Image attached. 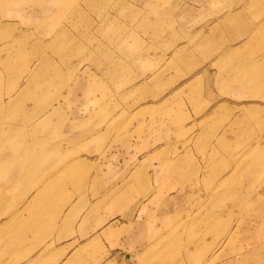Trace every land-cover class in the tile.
<instances>
[{"label":"rangeland","instance_id":"rangeland-1","mask_svg":"<svg viewBox=\"0 0 264 264\" xmlns=\"http://www.w3.org/2000/svg\"><path fill=\"white\" fill-rule=\"evenodd\" d=\"M0 120V264H264V0H0Z\"/></svg>","mask_w":264,"mask_h":264},{"label":"crops","instance_id":"crops-1","mask_svg":"<svg viewBox=\"0 0 264 264\" xmlns=\"http://www.w3.org/2000/svg\"><path fill=\"white\" fill-rule=\"evenodd\" d=\"M87 217L88 216L85 214H79V213H74V212H70L68 214V217H65L66 226L71 227V229H72V227L73 228L75 227L76 230L79 229V233H78V235L75 236V238L66 237V239H68V241H66L64 243V246H66V248L70 247L73 250H77V249L87 248L88 246L90 247L94 244V242L91 239L93 238V235L98 230L104 229V227H105L104 218L100 217L101 219L99 220L97 215H95L88 222ZM107 227H108V224H107ZM64 236H66V234ZM90 237H92V238H90ZM59 238H62V236H60ZM89 238H90V240H89ZM77 240H79V242L76 245L75 243ZM55 241H53V242H55ZM53 242L51 240L43 242V240H42L40 246H38L37 254L33 255L30 259L32 261H34V263L37 262L38 260L40 261V259L47 260V262H48V259H49L50 262H48V264H53L50 257L45 259V258H42V256H41L42 253H44V250L47 249L48 246H52L51 243H53ZM73 244H75V245H73ZM31 260H30V262H31ZM65 260L62 261L61 264L62 263L65 264L68 262V260L67 261H65Z\"/></svg>","mask_w":264,"mask_h":264},{"label":"bare ground","instance_id":"bare-ground-1","mask_svg":"<svg viewBox=\"0 0 264 264\" xmlns=\"http://www.w3.org/2000/svg\"><path fill=\"white\" fill-rule=\"evenodd\" d=\"M10 1V0H9ZM12 2H14L15 4H16V2H17V0H12ZM39 2V1H38ZM33 3V2H32ZM47 3V2H46ZM38 48V47H37ZM42 52V51H41ZM64 55V54H63ZM40 56V55H39ZM52 73V72H51ZM50 75V74H49ZM52 75V74H51ZM34 94V93H33ZM41 95V94H40ZM19 99H21V98H19ZM25 99V98H24ZM33 100V99H32ZM35 100V99H34ZM30 101V100H29ZM39 101V100H38ZM24 102V101H23ZM32 102V101H31ZM34 102V101H33ZM37 102V101H36ZM18 105H20L19 103H18ZM14 106H15V104H14ZM2 107V106H1ZM46 114V113H45ZM48 114V113H47ZM48 115H50V113L48 114ZM48 115H46L47 117H48ZM6 119V118H5ZM46 120V119H45ZM0 122H1V120H0ZM2 126V125H1ZM5 131V130H4ZM8 131V130H7ZM4 133V132H3ZM8 133V132H7ZM4 135V134H3ZM3 141V140H2ZM23 142V141H22ZM4 144V143H3ZM14 144V143H13ZM25 145V144H24ZM34 145H36V144H34ZM16 146V145H15ZM33 146V145H32ZM17 147V146H16ZM34 147V146H33ZM31 148V147H30ZM33 149V148H32ZM4 150V149H3ZM23 150V149H22ZM24 151H25V149H24ZM3 152V151H2ZM22 162H23V160H22ZM28 165V164H27ZM67 169V168H66ZM67 170H69V169H67ZM71 170V169H70ZM64 172V171H63ZM64 174V173H63ZM69 174V173H68ZM34 179V178H33ZM29 180V179H28ZM32 180V179H31ZM34 182H35V180H34ZM241 193V192H240ZM201 264H207V262L205 261V262H202Z\"/></svg>","mask_w":264,"mask_h":264}]
</instances>
